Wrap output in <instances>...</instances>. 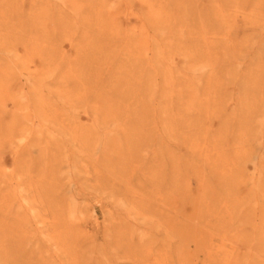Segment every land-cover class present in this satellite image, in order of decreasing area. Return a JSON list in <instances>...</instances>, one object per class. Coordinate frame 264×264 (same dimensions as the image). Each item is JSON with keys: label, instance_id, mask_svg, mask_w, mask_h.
Wrapping results in <instances>:
<instances>
[{"label": "rangeland", "instance_id": "obj_1", "mask_svg": "<svg viewBox=\"0 0 264 264\" xmlns=\"http://www.w3.org/2000/svg\"><path fill=\"white\" fill-rule=\"evenodd\" d=\"M0 264H264V0H0Z\"/></svg>", "mask_w": 264, "mask_h": 264}]
</instances>
